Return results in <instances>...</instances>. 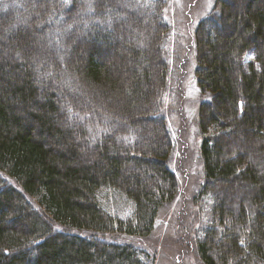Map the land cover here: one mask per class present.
<instances>
[{
	"label": "trees",
	"instance_id": "trees-1",
	"mask_svg": "<svg viewBox=\"0 0 264 264\" xmlns=\"http://www.w3.org/2000/svg\"><path fill=\"white\" fill-rule=\"evenodd\" d=\"M94 1L0 0V264H157L144 237L182 187L167 162L179 128L161 118L171 93L197 88L203 181L184 225L202 264H264V0L244 12L213 0L190 31L171 13L178 0H157L156 14L139 7L138 18H125L135 0ZM26 18L38 36L51 32L43 52ZM73 107L84 118L72 129ZM153 123L165 132L155 143L144 135Z\"/></svg>",
	"mask_w": 264,
	"mask_h": 264
},
{
	"label": "rangeland",
	"instance_id": "rangeland-1",
	"mask_svg": "<svg viewBox=\"0 0 264 264\" xmlns=\"http://www.w3.org/2000/svg\"><path fill=\"white\" fill-rule=\"evenodd\" d=\"M124 1L125 0H118V1L112 0L113 4H119V5H122L124 3ZM223 1H224V3L229 5V10L234 9L236 12H239V9H240V12H244L243 7L245 4L244 2L246 0H223ZM212 3H213V0H201V2H200V0H178L175 7L171 9V13L174 11L175 12V18H181L180 22H179L180 26L183 25V26H185V30L190 31L191 28H189L188 26H192V23H194L199 18H201L202 15L204 16L203 18H207V17H205V15H208L207 12L209 11L208 9H210V7L212 6ZM124 9L127 12L126 15H128V12H129V15L127 17H132V18L133 17L134 18L140 17L138 9L133 8V7L132 8L128 7L127 4L125 5ZM87 13L89 14V11H87ZM79 19L80 18H77L78 21L75 24V26L77 28H78L77 25H79V22H80ZM26 22L28 24L30 23V25H31V26H29L30 28H27V29L31 30L32 33H34V35H35V37H34L35 43L34 44H36L38 49H40V51L43 52L42 50L45 49V44L42 42L41 38L49 37L51 32L45 33L43 36H38L37 33H38L39 27L38 28L35 27V25L36 26L38 25L36 23L37 21H35L34 18L33 19L32 18H26V20L24 21V24ZM232 22H233V19L229 20V24L231 23V26L233 25ZM21 23H23V22H21ZM208 27L210 29V27H211L210 22L208 23ZM84 36H85V33H81L77 29L75 40H74V42H72V46L73 47L79 46L78 48H82L83 46L79 42L82 43L81 40H82V37H84ZM71 39L73 40V38H71ZM189 50H190V48L187 45L186 51L189 52ZM190 53H192V52H190ZM103 54H105L104 51H103ZM101 56L103 57L104 55H101ZM173 84H174V82H173ZM176 86H178V85H176ZM192 88L193 87H191V89ZM85 98H86V96L83 97L84 101H86ZM175 98H176V101L173 100ZM184 98L185 99L187 98L188 100L190 99L189 100L190 105L188 103L186 104V102H185L186 100ZM88 99L91 101L92 98L89 96ZM203 99H204V97L200 96V92H199L198 88H197L196 96L195 95L187 96L185 94L183 96V99H182V97H180L179 95L177 96V90H176V92L171 93L170 97L167 99V103L171 104L170 116H171L174 128L175 129L179 128L178 136H179L180 143H179V146L177 147V149L184 146L182 142L189 144V145H186V147H188V146L194 147L198 151V160L194 161V162H190V170L189 171H188L189 168L183 167V165L178 166V169L181 170L180 174L184 177V180L181 177L182 181H183L182 187L180 189L181 191H180L175 202L166 204L161 209L159 216H158V219H157L156 226H155L156 228H155L154 232L151 234V236L144 237L150 241V242H146L147 240L143 241V244L146 246V248H148L150 246L152 251H154V252L157 251V253H158L157 264H202L201 261L198 259L196 251H195V245H194L195 239H194V235H193L194 231H193V229H191V223L189 226H186L184 224H185V222L188 223V222H191L193 220V218H192L193 214H189L185 210V206L187 205V203L192 201V197H193V194L195 192V191H193L192 194H190V192H188L189 191L188 189H189V186L191 183V179L193 178V176L196 177L194 180H196L198 178L200 179V177H201L200 173H202V163L200 164V156H199V145L202 142V136H200V134L198 133L199 131H198V127L196 124V121L198 119V118H196V111H197V106H199L200 103L197 105H196V103H198L199 101L202 102L201 100H203ZM90 101H88V102L86 101V104H89L92 102V101L91 102ZM195 101H196V103H195ZM187 107H189L191 112H190V110H186ZM181 111L184 112V117L181 116V114H180ZM173 112H175V114ZM67 113H68L69 117L72 118L74 123H72L71 119L69 121V117H68V120L65 121V124H67L66 126L71 125L70 127L73 129V126L77 125V124L75 125L76 122L77 123L83 122L82 119H79L77 114H75L74 112L69 113L67 111ZM190 113L193 116L194 121H195V122H191V124L188 120V119H190V121H192V119L190 117L191 116ZM144 116L145 115H143V116L141 115L140 119L145 120L143 118ZM183 121H185V123H186V125H184L185 132H183V128H182V124H181ZM122 122L124 123L123 124L124 126L120 130L121 136H119L117 139H118V142L123 144L124 139H126V135H127L126 132H128V129L126 126L131 125V123L126 122L125 120H122ZM194 126L196 127V130H195ZM184 134H185V137H183ZM144 135L149 137V135L146 133ZM191 143H194V145ZM188 174L190 176L189 182H187ZM199 207L201 208V206H199ZM180 217L182 218L181 220H180ZM194 222H195V220H194ZM183 231H188V233H190V237H191V241L187 240V242H185L184 244H183V242H181L182 241V240H180L181 238L178 237L181 234H183ZM115 239L123 240V241H125V243L129 242V241H127L128 238L124 237V236L119 237V238H115Z\"/></svg>",
	"mask_w": 264,
	"mask_h": 264
},
{
	"label": "bare ground",
	"instance_id": "bare-ground-1",
	"mask_svg": "<svg viewBox=\"0 0 264 264\" xmlns=\"http://www.w3.org/2000/svg\"><path fill=\"white\" fill-rule=\"evenodd\" d=\"M90 1H92V3L91 4H93L94 6H96V3H95V1L93 2V0H90ZM132 1V0H131ZM136 1V9H138L139 7L141 8L140 10H144L145 12H150L151 14H156V12H157V9H158V2H157V0H135ZM221 1H223V0H221ZM224 2V1H223ZM89 5H90V2H89V0H88V4L86 5V7L88 6V8H89ZM85 6V5H84ZM211 8V7H210ZM97 10L98 11H104V13H105V16H106V13H108L109 11L111 12V10L112 9H110V8H108V7H104V6H100V7H98L97 8ZM209 11H210V9H208ZM88 11V10H87ZM209 11L207 12V13H209ZM205 13V12H204ZM203 13V14H204ZM111 14H112V12H111ZM143 14V13H142ZM109 16V15H108ZM111 16V15H110ZM202 17H203V15H202ZM109 18V17H108ZM125 18H130V17H125ZM120 22L118 23V24H116V25H118V27H120L121 25L122 26H125V24L127 23V21L128 20H124V18L122 19V20H119ZM75 30V29H74ZM73 30V31H74ZM127 84V83H126ZM124 91L125 92H127V88L125 87L124 88ZM128 93V92H127ZM117 98L119 99V96H117ZM117 98L115 99V100H117ZM81 109V107H79V110ZM79 110H77L76 109V107H73V109L72 110H70L69 111V113H71V112H74L75 114H77V116H78V118L79 119H82V121H83V114L79 111ZM180 114H181V116L182 117H184V112H180ZM68 117H69V115H68ZM158 118H161V116L160 117H158ZM70 119H71V121H72V123H74V121L72 120V118L71 117H69V121H70ZM161 119H164V121L166 122V124H167V127H168V129H169V131H173L174 130V125H173V123L171 124V122H172V119H171V117L167 114V115H165L163 118H161ZM187 120V119H186ZM179 121V120H178ZM76 122V121H75ZM77 123V122H76ZM76 123H75V125H76ZM83 123V122H82ZM78 124V123H77ZM182 125H185L186 123H185V121H183L182 123H181ZM123 128V127H122ZM159 134H160V136H165V132H164V130L162 129V131H160L159 130ZM159 134H158V131H157V129H156V126H155V124L153 123V125L152 124H150L149 126H148V135H149V138H148V141H151V143H155V140L158 142L159 140H160V136H159ZM106 138V136L105 137H102L101 136V141H103L104 139ZM168 138H169V144L170 145H172V138L171 137H169L168 136ZM123 142V141H122ZM127 141H126V139H124V142H123V144H125ZM183 143V147H181V148H179V149H177V151H176V149H175V151H174V153H173V155L169 158V160L167 161L168 162V168L171 170V171H173V172H176L177 174H178V177H179V179H180V183H181V186H182V184H183V181H182V178H183V180H184V177L180 174L181 173V170H179L178 169V166H180V165H184L185 163H188V162H194V161H197L198 160V151L194 148V147H190V146H188V147H186V145H189V144H186V143H184V142H182ZM191 144H193L194 145V143H191ZM176 148H177V146H176ZM151 153H153V152H151ZM152 156H153V154H152ZM199 156H200V154H199ZM200 164H201V159H200ZM186 168H189L188 169V171L190 170V165L189 166H187ZM200 175H201V177H200V181H203V175H202V173H200ZM0 177L2 178V180L4 179V177H6V174L4 173V172H2V171H0ZM182 177V178H181ZM196 177L195 176H193V178L191 179V183H190V186H189V191L188 192H190V194H192L193 193V190L195 189V188H197L198 186H197V184H196V182H194V179H195ZM189 180H190V176H189V174H188V176H187V182H189ZM220 183H217L216 181H214V180H212V181H210V183H209V186H208V188H207V192H208V194L211 196V197H214V198H219V196L220 195H217V194H219L217 191H219L218 189L220 188ZM4 187V186H3ZM181 191V190H180ZM129 194H130V196H134V194L132 193V192H130L129 191ZM179 195V194H178ZM178 197V196H177ZM177 199V198H176ZM176 201V200H175Z\"/></svg>",
	"mask_w": 264,
	"mask_h": 264
}]
</instances>
